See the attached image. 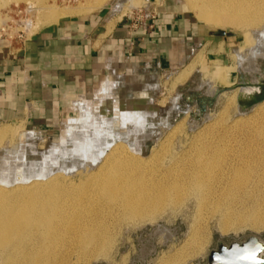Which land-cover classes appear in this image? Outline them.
Wrapping results in <instances>:
<instances>
[{
	"label": "bare ground",
	"instance_id": "1",
	"mask_svg": "<svg viewBox=\"0 0 264 264\" xmlns=\"http://www.w3.org/2000/svg\"><path fill=\"white\" fill-rule=\"evenodd\" d=\"M29 1L43 6L45 22L89 12L105 3L74 0L75 5H68L62 0L60 7L55 6V0L51 4L48 0ZM187 4L208 28L248 32L250 27L261 26L252 35L246 34L247 51L242 45L232 50L235 66L217 61L204 73L225 88L232 86L233 71L244 63L246 70H252L255 60L264 57V24L259 25L264 22V0H188ZM119 11H115L116 20L122 17ZM195 63L178 78L187 77ZM110 87L107 84L103 91ZM256 91L243 88L242 92ZM141 92L150 99V92ZM236 95L237 91L226 100L214 124L194 131L187 145L170 152L175 134L188 138L184 119L168 127L164 140L147 153L144 141L154 127L168 126L161 115L165 108L139 110L123 100L118 106L109 102L110 116L101 114V120L77 103L82 111L69 120L61 145L46 156L36 150L31 132L0 127V141L8 134L17 137L15 145L0 151V264H80L87 254H106L111 242L106 231L109 226L154 221L166 209L178 208L188 200L195 202L198 212L212 206V213L220 216L217 227L223 231L244 222L264 227L263 214L229 212L230 205L244 196L264 199V105L247 128H243L242 119L221 124L230 105H235ZM168 152L167 163L157 158ZM206 233L193 220L183 247L163 263L181 264L193 256L206 242Z\"/></svg>",
	"mask_w": 264,
	"mask_h": 264
},
{
	"label": "rangeland",
	"instance_id": "2",
	"mask_svg": "<svg viewBox=\"0 0 264 264\" xmlns=\"http://www.w3.org/2000/svg\"><path fill=\"white\" fill-rule=\"evenodd\" d=\"M51 1L52 0H48V4H51ZM61 1L62 0H55V6L61 7V4H63ZM66 1H68V5L76 4L74 0ZM129 2L128 0L124 2L123 0H105L104 5L92 11L103 9L104 12L109 13L111 17L116 18L118 12L115 11L117 9L120 10L119 13L122 14L121 18L129 19L133 23L137 21L136 23L140 24L146 20H153L158 13L159 7L163 8L168 4L195 21L204 29L205 33L213 34V31L215 30H223L226 32V35H217L208 38V40H213L215 44L219 45L216 52H214L215 50L210 51L207 43L201 48H199L200 46L196 47L186 62L182 63L179 68H174L173 70L163 68V70L154 73L152 78L153 85L148 86L150 88L146 87L142 89L138 86H132L130 89L133 91L129 93L126 98H123L118 94H110L111 97L102 96L98 101L77 102L79 104H84L85 110H87L88 113L96 115L98 117L97 119L101 120V114L110 116V106L112 103L113 105L118 106L121 103H119V101L122 100L126 105L133 106L139 110H146L150 106L153 108H165V112H162L161 115L162 120H165L168 123V126L157 124L154 127L155 129L153 130V133H151L150 137L148 139L146 138L144 141V150L147 153H149L151 149L158 147L160 141L164 140L163 138L166 132L170 129L168 127H173L182 119H184V130L187 131L188 138L185 140L184 135L175 134L171 138V144L173 146H171V148L169 146V152L172 148L178 149L180 145L183 146L184 144L189 143V139L194 131L212 125L219 119V114L225 106L227 102L226 100H228L235 91H237L235 105H230L228 117L226 120H223L221 124H224L225 121L227 124H231L236 119H242L245 120L243 128H247L248 124L257 118V110L261 109L264 102L258 103L250 108H240L237 104L239 88L236 86L240 82H251L264 77V57H258L255 60L253 63L255 64L253 67H255L252 70H246L247 63H244L243 67H239L238 70L233 71V84L226 88L223 85H220L215 79L211 78V82L210 77H208V79L204 73L206 70H211L212 64L217 61V63L220 62L223 66H235V58L232 50L236 47H241L242 45L243 49L245 48L244 50L247 51L250 43L246 41V34H251L255 29L261 26L250 27L247 30L248 32H246V30L242 31L231 27L208 28L204 21L198 20L195 13L190 6H188V0H129ZM131 3L135 4V6ZM120 4L122 7H120ZM106 5H109L111 8ZM44 11L42 5L35 4L29 0H0V34L1 29H3V33H6L9 38H11H1L0 42L4 41L10 45L17 46V35L21 34V39H24L40 27L54 23V21L45 22L43 17ZM92 11H83L79 14H72L70 16H79ZM263 24L264 22L259 25ZM195 60H199L200 62L195 63ZM193 62L195 63L193 66L194 69L192 68L189 75L183 78L184 80H180V78H178L180 72L189 67L188 65ZM213 87L214 89H212ZM110 88L105 92L103 91V93L108 92ZM145 89L150 92V99H148V96L142 94L141 91ZM111 101L112 103H109ZM169 106L171 107L169 108ZM78 107L75 106L73 111L69 113L68 118H59L56 120L53 128L32 129L19 122L4 123L1 124L0 127L10 126L16 129L18 128L20 131L31 132L36 137V142L34 144L35 148H37L36 150L45 152L46 156V154L49 155L48 152L56 151L55 149L58 145H61V140L66 137L65 130L70 124V119L77 118L79 112L82 111L81 107H79L80 109ZM177 112H179V114H176ZM8 135V137L5 136V139L3 137L0 141V151L3 148L10 147V144L11 146L16 144V135L13 136L11 134L13 138L10 134ZM129 141H132V139H129ZM43 149L44 151H42ZM169 152L165 153L164 157L163 155L158 154L157 158H162L163 161L167 163L170 155ZM0 153L3 154V152ZM62 198L65 197L63 196L61 199ZM192 201L188 200L187 203L175 209H166L154 221H146L138 224L123 222L109 226L106 228V231L111 238V242H109V248L106 254H98L97 252L94 255L87 254V256L79 260L78 263L164 264L163 262L165 259L172 258L175 253L183 247L193 220H197L200 227L205 228V231L207 232V240L197 252L198 255L195 253L193 256L185 259L181 264H207L210 251L215 249L217 245H228L233 241L241 242L250 235H255L264 241V227L257 228L251 222H244L241 226H238L235 229L231 226L223 231L217 227L220 216L217 213H212V206H206L198 212L195 202L193 201V203ZM235 210H241L244 213L258 212L264 215V199L261 196L255 195L244 196L230 205L229 212Z\"/></svg>",
	"mask_w": 264,
	"mask_h": 264
},
{
	"label": "crops",
	"instance_id": "3",
	"mask_svg": "<svg viewBox=\"0 0 264 264\" xmlns=\"http://www.w3.org/2000/svg\"><path fill=\"white\" fill-rule=\"evenodd\" d=\"M212 36L217 35L167 4L137 25L100 9L46 24L17 46L2 41L0 125L53 128L77 102L112 94L126 98L132 86L153 85L157 71L179 68L196 47L208 43L216 52Z\"/></svg>",
	"mask_w": 264,
	"mask_h": 264
},
{
	"label": "water",
	"instance_id": "4",
	"mask_svg": "<svg viewBox=\"0 0 264 264\" xmlns=\"http://www.w3.org/2000/svg\"><path fill=\"white\" fill-rule=\"evenodd\" d=\"M213 34L225 36L226 32L215 30ZM236 87L241 90L237 96L240 108H250L264 100V77L251 82H240ZM243 88H256L258 91L244 94ZM207 264H264V241L250 235L241 242L219 244L210 251Z\"/></svg>",
	"mask_w": 264,
	"mask_h": 264
},
{
	"label": "built area",
	"instance_id": "5",
	"mask_svg": "<svg viewBox=\"0 0 264 264\" xmlns=\"http://www.w3.org/2000/svg\"><path fill=\"white\" fill-rule=\"evenodd\" d=\"M137 22V21H136ZM136 22H134V24H136L137 25V23ZM142 23V22H141ZM3 29H1V34H0V39L2 38V39H11V38H9V36L6 34V33H3ZM22 37H21V34H19V35H17V39H18V41H17V43H20V42H22L23 41V39H21Z\"/></svg>",
	"mask_w": 264,
	"mask_h": 264
},
{
	"label": "flooded vegetation",
	"instance_id": "6",
	"mask_svg": "<svg viewBox=\"0 0 264 264\" xmlns=\"http://www.w3.org/2000/svg\"><path fill=\"white\" fill-rule=\"evenodd\" d=\"M176 114H179V112H177Z\"/></svg>",
	"mask_w": 264,
	"mask_h": 264
}]
</instances>
